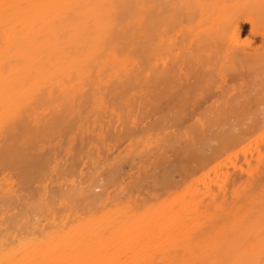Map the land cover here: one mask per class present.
<instances>
[{"label": "bare ground", "instance_id": "bare-ground-1", "mask_svg": "<svg viewBox=\"0 0 264 264\" xmlns=\"http://www.w3.org/2000/svg\"><path fill=\"white\" fill-rule=\"evenodd\" d=\"M263 72L264 0H0V264H221L204 148L257 128Z\"/></svg>", "mask_w": 264, "mask_h": 264}, {"label": "rangeland", "instance_id": "rangeland-1", "mask_svg": "<svg viewBox=\"0 0 264 264\" xmlns=\"http://www.w3.org/2000/svg\"><path fill=\"white\" fill-rule=\"evenodd\" d=\"M257 11H258V9H257ZM242 29H244V32H245V29L246 30L248 29V25L247 24H243ZM254 40H255V41H253L254 44L253 43L252 44L253 45L258 44L259 38L257 37ZM258 78H259V75L254 80L256 84L259 82ZM261 80H262L263 83L262 82L258 83L256 85V87L253 88L255 92L252 91V94H253V97H254L253 101L254 100L256 101V102L254 101V103H253L254 104L253 115H254V118H255V120H253L254 121L253 124L256 123L255 125H257L256 126L257 128L254 127V129L252 130L253 133L252 134L249 133L250 135H246V136H248V138L246 140H244L241 143V145L238 146V147H233V148L230 147L229 148L227 146V147H222V148H215L216 150L215 149H210L211 146H210V148L209 147H205L204 148V152L206 153L205 155L215 156L216 154H218V156L216 157V159L214 158V160L212 159L213 157L211 158L209 156H205L204 152H203V155L205 157H207V158L209 157L208 160H207V158L204 157L205 161L208 163V164L206 163L208 166L206 164H204V165H206V168H209V171H208V172H210V173H208L209 178H210V176L213 177V175H211V174H213V172L211 171V168L213 166H215V167H213V170L215 172H217L219 170L218 172L220 173L219 174L217 172V174L220 175V176H217L216 179H210V184H211L210 189L213 190L212 191L213 195L211 194V198L214 197L212 199V203L213 204L210 203L211 204L210 207H212V209L211 208L210 209L212 210L211 212H213V215H215V217H212L214 219L213 221H211L210 219L209 220H210L211 223L214 222V224H216V225H214L212 223L214 226L210 224L212 227H214V228L216 227V229L220 228L219 230H221L223 232L221 234V236H222V238H221L222 241L221 242L222 243L221 242L218 243V241H217V243L215 244L216 248H217V244H219L220 246L218 245V247L220 249L217 248V250L214 253H213V251L211 249V253H210L211 256L213 255L212 257H214L215 255L219 256L218 258L221 261L220 262L221 264H236V262L242 263L241 262L242 260L244 262L243 264H245V263L247 264V262H248L247 260H248V258H250L249 257V253L251 254V252L248 253V251H250L252 248H246L245 247L247 249L246 250L247 252H246L245 249H244V246L242 248L243 250L241 249L242 251H244V254L241 252V250L236 252L235 245L233 244V242H234V235L236 234V232L237 233L239 232L240 227L243 225V224H241V222H243V220H244L240 216V214L239 215L237 214V209L240 207V206L238 207V204L241 203L240 199L242 198V196L243 197L245 195L247 196L248 192L251 194V193L254 192V190L256 191L257 187H258L257 190H259V185H260V187H263L262 192H264V132H263L264 131V129H263L264 128V102H263L264 101V87H263L264 86V81H263L264 80V72L262 73V76H260V81ZM254 81H253V83H254ZM255 110H256V112H255ZM261 124H262L263 127L261 126ZM242 137L243 136H240V138H242ZM243 138H246V137H243ZM251 139L253 141H251L250 147H253V148L250 149L249 146L245 145V147L243 149H241L243 147L242 145L247 140H251ZM248 147H249V149H248ZM166 153L167 152H165V154ZM212 153H213V155H212ZM169 154L170 153H167L166 156H168ZM168 157H166V159ZM172 158L173 157L170 154V157H169L170 161H173V160H171ZM132 159L133 160L135 159L134 160L135 162H133ZM123 160H124V166L122 165L123 164ZM126 160L128 161L127 164L125 163V162H127ZM130 160H131V163H135L136 164V165L134 164L135 166L132 165L133 167H135L134 168L135 172L137 173V172L141 171V173H138L139 176H136L137 174L134 172V169H132V171L130 170L131 168L128 169L127 165L129 167L131 166ZM175 161H177V160H175ZM117 162L119 163V166H118V163H117V167H118L119 171L123 172V173L119 172V174L120 175L122 174V176H125V175L126 176L127 175H131L132 176L133 175L132 172L135 173L133 177H140L143 174V169H140L141 167H139V169H140L139 170V169H137L138 167H136L137 166V158H135V157H133L131 155L123 157V159L121 158ZM167 163H169V162H167ZM177 163H178V161H177ZM216 163H218V164H216ZM169 164L170 165H167L168 172L171 171V168L173 169L175 163H173V164L169 163ZM121 166H123V168ZM171 166H173V167H171ZM216 166H217V168H216ZM120 167H121V169H123V171H121ZM218 168H220V169H218ZM147 170L148 169H146V171ZM159 170H161V171H158L159 174H161L160 172H162V169L159 168ZM174 170L175 169H173V171ZM146 173H148V171ZM221 173H223V174H221ZM171 174H172V172H171ZM176 174L178 175V172H176L175 175H174V172L172 174V176L174 175L173 178H175V179L178 178V176ZM169 176H171V175H169ZM212 181H214V182H212ZM248 189L252 190V191L250 192ZM95 191H97L96 188H95ZM255 194H258V193L254 192V198H255ZM261 195H262V193L260 194V196ZM262 196H264V195H262ZM250 197H251V195H250ZM241 218L243 220H241ZM245 223L246 222H244V224ZM251 223H253V222L250 221V224ZM210 225L208 224V228H209ZM218 225L221 226V227H218ZM246 225H249V224L247 223ZM251 251H253V250H251ZM239 252H241L244 256L241 253H240L241 256L238 255ZM261 252L262 251L260 250V254H257L256 259L259 258V256L261 255ZM263 253H262V255H263ZM236 255L239 256L238 261H237L238 256H236ZM262 255L260 256V258H262L261 260L263 262L264 261V255H263V257H262ZM217 256H216V258H217ZM244 257H246V258H244ZM242 258H244L245 261ZM253 259H255V258H253ZM253 259H249V260H253ZM259 262H261V261H259ZM208 263H210V261H208ZM248 264H249V262H248Z\"/></svg>", "mask_w": 264, "mask_h": 264}]
</instances>
